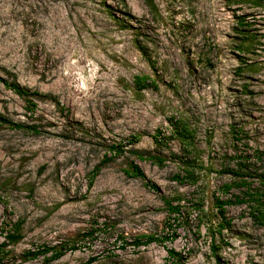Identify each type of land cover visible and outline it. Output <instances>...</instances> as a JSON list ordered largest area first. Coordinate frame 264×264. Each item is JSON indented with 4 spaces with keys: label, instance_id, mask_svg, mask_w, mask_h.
Segmentation results:
<instances>
[{
    "label": "rangeland",
    "instance_id": "obj_1",
    "mask_svg": "<svg viewBox=\"0 0 264 264\" xmlns=\"http://www.w3.org/2000/svg\"><path fill=\"white\" fill-rule=\"evenodd\" d=\"M154 2L0 0V77L29 92L0 80V116L38 131L0 122L4 264H264L250 205L218 204L264 152V0ZM53 245L75 249L23 256Z\"/></svg>",
    "mask_w": 264,
    "mask_h": 264
},
{
    "label": "trees",
    "instance_id": "obj_2",
    "mask_svg": "<svg viewBox=\"0 0 264 264\" xmlns=\"http://www.w3.org/2000/svg\"><path fill=\"white\" fill-rule=\"evenodd\" d=\"M145 5L147 6L148 10L154 15L157 13V6L154 2V0H143ZM240 27H241V32H245L244 26L245 23L243 20L239 19L238 21ZM246 38L252 42L253 40V35H249L247 33L245 35ZM249 44V43H248ZM140 49L143 51V47H140ZM237 49L241 53H247L250 52V46H247L244 42H240L239 45L237 46ZM144 53V51H143ZM147 79L146 76L143 77H137V82H142ZM0 80L7 86L11 87L16 93L19 95H28L29 92L25 89H22L18 84L15 83H8L4 79L0 77ZM0 122L6 123L9 126L16 128V129H29L34 133H37L38 131L36 130L35 127L33 126H25L21 123H16L13 122L3 116H0ZM183 136V141L189 143L188 136L181 133ZM109 150L112 152L111 156H115L116 154L123 153V149L119 147L118 145H110ZM256 160L261 161L264 158V152L257 151L256 153ZM111 157H106L105 160H102V162H106L107 160H110ZM161 161V160H160ZM252 163H246V161H240L238 165L233 168V169H223L222 172L224 173H229L232 176L236 178V184L237 187L243 188L244 191H242V197H236L234 201L231 200H226V201H221L219 202V207L222 208L223 204L225 203H248L249 210L251 211V216L260 225L264 226V171H260V167H257L255 165L256 162ZM99 170V166L95 167V169L91 172V178L93 179L97 172ZM126 173L131 174L133 176H137L143 179H146L144 172L137 166L133 165L132 171H126ZM187 176H192L188 171H187ZM91 179V180H92ZM254 182V183H253ZM149 188L151 189H157L155 184L149 182L146 180L145 183ZM165 204L167 207V211L172 213V212H178L179 207L172 205L169 200H165ZM20 228H21V222H18L14 224L11 229L6 231L4 235V241L0 243V264H4L3 259L5 256L9 253V250H6L5 247L8 245H14L20 239L22 238V235L20 233ZM90 234V233H89ZM145 240L137 241L134 242L136 246L140 245H148L152 242H161L163 239L168 238V237H155L154 235H145L144 236ZM171 239L176 238V233H174V230L171 232ZM68 249H75L74 246L67 247L66 245H60V246H46L42 248H38L34 251H26L23 253V256L25 258H36L39 255L47 254L50 253V255L47 257L48 260H57L61 256H63ZM167 253L169 257H173L176 255L175 251L170 248L167 249ZM95 260L94 257H91L90 261Z\"/></svg>",
    "mask_w": 264,
    "mask_h": 264
}]
</instances>
